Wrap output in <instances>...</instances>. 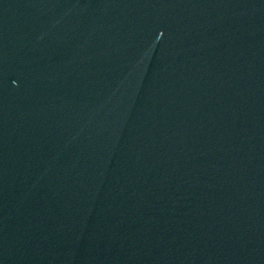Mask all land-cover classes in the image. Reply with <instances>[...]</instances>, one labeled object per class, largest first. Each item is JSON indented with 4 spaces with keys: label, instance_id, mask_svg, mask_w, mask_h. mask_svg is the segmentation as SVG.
<instances>
[{
    "label": "water",
    "instance_id": "water-1",
    "mask_svg": "<svg viewBox=\"0 0 264 264\" xmlns=\"http://www.w3.org/2000/svg\"><path fill=\"white\" fill-rule=\"evenodd\" d=\"M0 264H264V0H0Z\"/></svg>",
    "mask_w": 264,
    "mask_h": 264
}]
</instances>
